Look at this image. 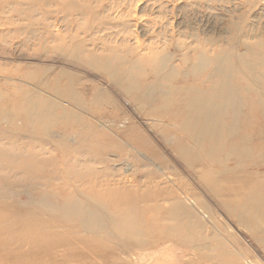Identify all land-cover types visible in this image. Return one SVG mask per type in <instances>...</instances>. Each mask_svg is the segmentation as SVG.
<instances>
[{"label": "rangeland", "instance_id": "374dc122", "mask_svg": "<svg viewBox=\"0 0 264 264\" xmlns=\"http://www.w3.org/2000/svg\"><path fill=\"white\" fill-rule=\"evenodd\" d=\"M100 22L107 24L100 25ZM209 40L214 41L215 47L226 48L227 51L231 46L229 44L234 42L240 52H245L247 45L261 43L263 47L247 52L245 57L248 59L244 61L261 70L264 78V0H0V150L26 155V145L34 144L38 157L52 162L33 165V169L46 167L41 177L49 178L53 169L60 175L65 171L71 172V166L83 168L84 165H93L106 171L108 176L113 170L121 172L126 162H133L128 159L129 153L137 154L144 163L149 164L137 168L157 172L152 176L151 185L163 187L166 191L159 204L166 210L175 211L176 208L182 213L171 221L176 219L185 224L184 233L189 237V242L183 246L188 249L185 264H233L234 259L241 261V256L264 264V241L260 239V234H253L246 216L236 217V205L239 204L236 200L241 197H230L226 189L229 185L225 183H221L224 189L221 186L216 188L217 194L203 188L202 179L192 174L186 162L173 150L175 144L178 146L190 135L187 131L179 130L181 120H152L154 117L146 113L148 108L116 94L97 69L88 68L79 61L82 53H101L103 43L123 49L136 48L139 44L148 47L166 43L197 48L203 47ZM77 42L81 44L79 51L76 49ZM175 46L170 48L177 58L181 51ZM118 54L125 56V51L117 49ZM77 63L83 67H76ZM55 78L60 80L56 85ZM57 91L66 94L67 98L61 97ZM107 93L117 107L109 103L105 96ZM96 94L101 95L96 98ZM93 97L95 99L91 102ZM254 103L249 100L242 104V116L252 113L250 131L259 122L264 123V106ZM24 110L34 119L28 124L30 126L25 125ZM68 113L77 116L78 121L74 117H63ZM221 119L223 121L227 116ZM228 131L232 129H221L213 142L219 144L220 140L226 141ZM256 134L242 137L243 141L252 144ZM134 136L138 142L132 138ZM100 137L106 143L103 149L92 147L91 144ZM131 138L134 144L129 142ZM77 140L92 147L94 154H104L110 161L107 160L105 164L87 162L84 152H73L72 146ZM218 144L214 147L213 155L224 159L227 147ZM55 145L61 146V149L56 150ZM19 148L23 150L19 151ZM62 151L67 159L72 160L67 162V159H60V156L64 158ZM137 151L149 155L150 160ZM252 154L256 161L264 159V155L258 152ZM229 157L231 153L227 155ZM234 159L237 161L233 155L229 161L216 160L205 163L203 167L197 161L195 167L202 175L205 173L202 177L208 179V173L213 170L233 168ZM247 159L240 162L243 167L247 166V163H243ZM251 171L258 172L262 177L264 165L247 170L248 173ZM0 174L3 175L4 171H0ZM29 176L10 178L12 182L9 183L0 182V206L4 207L0 211V228L4 224L20 221L27 208L40 212L35 210L38 209L35 203L40 197L29 186L47 180L40 176ZM115 177L118 179L120 176ZM25 178L27 181L23 180ZM68 181L70 178L67 176L64 181L54 180L52 184L56 186ZM84 181H76L74 185L81 188ZM29 195L36 197L31 196L33 203L26 206ZM56 197L60 199V195ZM82 231V235L93 237ZM9 234V230L0 231V240L8 239ZM205 235L208 236L200 239ZM166 239L182 243L173 236ZM222 240L227 243V254L224 249H219ZM96 241L100 245H110L100 237ZM155 242L141 248L152 250L157 246L162 249L169 247L167 244H153ZM76 246L79 252L87 253L84 245ZM135 248L123 253L124 258L117 259V264H170L165 260L142 262L144 257L133 255L137 252ZM112 249L114 251L110 253ZM106 251L93 252L90 257L104 258L112 253L118 254L121 249L111 245ZM5 263L8 264L7 261Z\"/></svg>", "mask_w": 264, "mask_h": 264}, {"label": "bare ground", "instance_id": "6f19581e", "mask_svg": "<svg viewBox=\"0 0 264 264\" xmlns=\"http://www.w3.org/2000/svg\"><path fill=\"white\" fill-rule=\"evenodd\" d=\"M104 24L107 23L100 22V25ZM173 45L181 51L177 58L174 50L171 51L170 48ZM229 45L231 46L228 51L226 48L215 47L212 40L197 48L166 43L148 47L139 44L136 48L125 47L124 50L120 46L103 43L100 46L101 53L95 51L82 53L79 61L88 68L97 69L101 78L107 80L116 94L138 105L142 104L145 109L148 108L146 113L154 117L152 120H159L158 122L181 120L179 130L187 131L190 135H187L178 146L176 144L173 146L175 153L186 162L192 174L202 179L203 188L206 187L213 194H217L215 190L218 186L224 189L221 183L229 185L226 187L228 195L241 197L239 200L235 199L239 203L236 205V217L246 216L245 220L253 234L259 233L260 239L264 241V176L261 177L256 171L247 172L250 167L264 165V159L256 161L252 156L253 152L264 155V127H261L264 123L259 122L250 131L252 113L248 112L242 116V104L245 101L250 100L255 102L254 104L264 106L262 71L244 61L248 59L245 57L247 52L262 48L263 45L258 42L247 45L245 52H240L234 42ZM76 49H81L78 42ZM117 49L125 51V56L117 55ZM108 55L112 57H106ZM83 65L77 63L75 66ZM59 82L58 78L54 79L55 85ZM57 93L67 98L63 92ZM100 95L96 94V98ZM105 96L109 103L117 107L109 93ZM94 99L95 97L90 101L93 102ZM23 112L26 113L25 125L30 126L28 124L34 119L27 111ZM262 114L264 120V107ZM226 116L227 119H223L225 121L223 123L221 118ZM63 117L78 119L72 113L64 114ZM225 127L232 131H228L225 134L226 141L220 140L219 144L226 146L227 155L231 153V157L234 155L237 161L234 159L233 168L222 167L213 170L212 173H208L206 179L202 177L205 173L202 175L196 169L197 161L203 167L205 163L229 161L231 158H227L226 154L224 159L213 155L214 147L218 144L213 141L216 140L217 133ZM250 133H257L254 135L256 140L252 144H246L242 137ZM101 137L91 146L103 149L102 146L106 143ZM132 138L138 142L137 137ZM132 138L127 142L134 144ZM81 145L85 143L77 140L72 146L73 152H84L87 162L105 164L107 160L110 161L104 154H94L92 147H88L87 144L84 147ZM26 146L24 148L27 150L26 155L22 152L7 153L0 150V171H4L3 175L0 174V182L9 183L12 182L10 178L17 176L29 178V175L40 176L47 181L29 186L32 192L40 197L35 203V207L38 208L35 210L40 212L25 207L27 210L20 221L4 224L0 228V231H10L8 239L0 240V260L4 262L2 264H7L6 261L8 264H111L116 261L113 264H117V259L124 258L123 253L131 251L136 245L137 252L132 254L138 258L144 257L142 262L165 260L170 264H185L188 249L183 246L189 242V237L184 233L185 224L176 219L171 221L182 213L176 208L175 211L166 210L159 204L166 191L163 187L151 185L152 176L157 172L139 169L141 166H149L139 155L129 153L128 159L133 162H126L121 172L113 170L108 176L106 171L96 169L93 165H84L83 168L71 166V172L65 171L60 175L53 169L49 178L41 177V173L45 172L42 170L47 169L46 167L42 166V170H36L33 169V165L47 164L52 160L39 158L34 144ZM55 146L56 150L61 149V146ZM137 152L150 160L149 155ZM120 155L122 157V154ZM59 158L67 159L65 153L64 158L63 156ZM246 158L248 159L243 163H247V166L243 167L240 162ZM71 160L68 158L67 162ZM118 175L120 177L116 179L115 176ZM67 176L70 181L56 186L52 184L54 180L64 181ZM26 178L23 180L27 181ZM142 178L144 180L141 181ZM81 180H85L81 188L74 185L76 181ZM84 189L87 191L84 192ZM57 195H60V199H56ZM31 196L36 197L29 195L26 206L33 203ZM3 210L4 207L0 206V211ZM189 215L196 217L194 214ZM79 230H84L82 232L90 233L93 237L84 236ZM168 236L176 237L182 243L166 239ZM207 236H200V239ZM97 237L110 244L109 246H118L121 252L100 259L90 257L93 252L101 250L108 252L109 246L105 243L97 244ZM153 241H156L153 244H167L169 247L162 249L161 246H157L152 247V250L141 248L144 245L150 246L149 243ZM76 244L84 245L87 253L79 252ZM174 247L179 249L175 250ZM226 248L227 243L222 240L219 249H224V253L227 254ZM149 250L151 251L147 252ZM112 251L114 249L110 250V253ZM241 257V261L232 260L233 264H258L247 256Z\"/></svg>", "mask_w": 264, "mask_h": 264}]
</instances>
